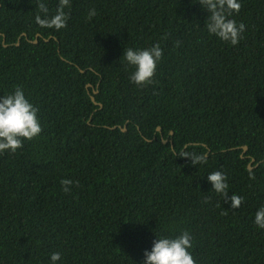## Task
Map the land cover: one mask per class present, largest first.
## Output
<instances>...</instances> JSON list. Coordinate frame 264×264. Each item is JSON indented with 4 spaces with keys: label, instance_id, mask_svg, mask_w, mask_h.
Masks as SVG:
<instances>
[{
    "label": "trees",
    "instance_id": "obj_1",
    "mask_svg": "<svg viewBox=\"0 0 264 264\" xmlns=\"http://www.w3.org/2000/svg\"><path fill=\"white\" fill-rule=\"evenodd\" d=\"M45 3L51 13L58 0ZM36 4L0 0V94L20 86L42 127L0 153V264H48L53 251L58 264H140L155 234L181 230L195 264H264L252 222L264 203V0H240L234 46L207 33L196 0H71L59 30L35 23ZM157 42L152 82L133 84L123 49ZM193 151L206 162L191 164ZM214 170L223 195L206 180Z\"/></svg>",
    "mask_w": 264,
    "mask_h": 264
},
{
    "label": "clouds",
    "instance_id": "obj_2",
    "mask_svg": "<svg viewBox=\"0 0 264 264\" xmlns=\"http://www.w3.org/2000/svg\"><path fill=\"white\" fill-rule=\"evenodd\" d=\"M200 8L207 14L204 28L207 33L229 45H236L242 39L244 24L232 18V13L239 11L240 0H196ZM71 0H58L54 12H49L45 0H37L38 9L34 16L37 25L43 28L59 30L66 26ZM96 15L95 8H89L86 19ZM176 45L180 41L175 42ZM123 61L131 68L128 79L135 85H144L152 82L156 65L162 56L159 43L151 46L126 47L122 52ZM42 131L38 117V107L25 95L20 86L12 91L0 94V153L5 151L15 153L22 146L23 141L30 140ZM199 145L192 143L193 149ZM188 157L191 164H204L207 160L205 152H191ZM206 180L211 189L223 195L227 189L225 174L220 170H214L207 174ZM69 180L62 179V185H68ZM67 191V187L64 188ZM242 197L234 195L231 198V206L238 207ZM207 202L208 198H204ZM258 229H264V203L255 210L253 221ZM192 247V235L187 230H181L177 234H155L150 248L143 251V259L140 264H195L189 251ZM60 252L53 251L48 256V264H58Z\"/></svg>",
    "mask_w": 264,
    "mask_h": 264
},
{
    "label": "water",
    "instance_id": "obj_3",
    "mask_svg": "<svg viewBox=\"0 0 264 264\" xmlns=\"http://www.w3.org/2000/svg\"><path fill=\"white\" fill-rule=\"evenodd\" d=\"M34 42H36V39L34 40ZM91 99L93 100V102H95L93 96H91ZM100 105H101V104H100ZM122 130H124V128H122ZM157 130H160V128L157 127ZM243 150H246V146H245V145L243 146ZM251 161H253V158L251 159ZM248 167L250 168L251 166H248Z\"/></svg>",
    "mask_w": 264,
    "mask_h": 264
}]
</instances>
